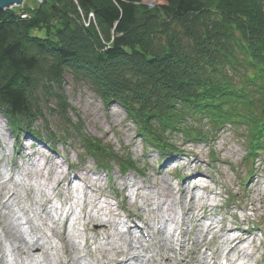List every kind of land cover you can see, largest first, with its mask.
<instances>
[{"label":"trees","instance_id":"obj_1","mask_svg":"<svg viewBox=\"0 0 264 264\" xmlns=\"http://www.w3.org/2000/svg\"><path fill=\"white\" fill-rule=\"evenodd\" d=\"M38 1L25 5L26 18L0 10V114L18 135L60 140L38 124L52 103L62 131L100 166L136 169L69 114L70 72L105 103L122 106L159 152L178 131L205 136L192 128L196 120L216 130L245 124L249 156L264 150V0H164L155 8L144 0ZM79 7L96 24L85 27Z\"/></svg>","mask_w":264,"mask_h":264},{"label":"rangeland","instance_id":"obj_2","mask_svg":"<svg viewBox=\"0 0 264 264\" xmlns=\"http://www.w3.org/2000/svg\"><path fill=\"white\" fill-rule=\"evenodd\" d=\"M25 2L29 8L39 3L38 0H25L23 4ZM144 2L150 8L165 3L164 0ZM212 5L217 7L218 4ZM7 9L22 13L23 18L28 15L23 12L25 8L22 5ZM78 9L85 27L96 24L91 12L86 15L80 7ZM64 79V89L70 104L69 114L75 121L82 123L84 133L110 146L122 159L134 162L139 172L129 170L125 173L119 162L112 161L109 162V169L105 170L84 149L80 139L74 137L76 135L62 131L63 123L57 115L52 114V103L47 105L45 117L38 124L41 126L45 121L54 130L55 139L60 138L54 143L48 142L54 144L55 150L47 142L28 133L18 135L12 131L7 118L0 114V264H98L100 260L108 262L107 259H116L115 263L123 260L128 264H141L131 260L137 254L144 257V261H140L142 264H167L160 252L161 242L169 239L167 245L170 248L165 249L164 253L174 258L184 252L181 243L188 249L193 248L187 236L202 240L205 235L210 246H204L202 252L206 253V264H213L210 251H216L229 235V231L227 234L219 230L222 220L226 227L236 230V227H242L249 232L245 242L248 255L239 260L235 255L231 256L235 264H264V204L256 201L254 204L263 207L257 212L253 210V199L257 198V193L253 191L254 182L260 180L264 189V150L259 148L257 153L249 156L251 138L246 136L245 124L238 128L227 125L216 130L208 123L196 120L197 125H192V128H203L205 136L195 140L178 131L174 136L169 135V148L162 153L138 134L137 126L127 118L122 106L105 103L89 84L76 79L70 72H65ZM220 159H225V162ZM47 163H58L63 172L53 166L50 171L43 170V164ZM64 175L70 180L72 194L82 198L84 194L100 195L102 202L109 201L122 215H128L129 211L140 215V219H136L140 227L138 230L142 229L146 236H142L139 241L134 237L139 234L136 230H133L132 235H117L119 231L125 233L123 218H111L120 224L110 226L114 234L112 241L129 249L132 242L129 257L122 256L114 248H108L107 252L97 251L93 241L85 245L84 239L95 235L93 228L97 225L88 224L90 230H86L84 217L86 211L92 208L89 203L86 209L82 204H73L76 213L70 216V222H65L64 216L55 210L51 214L43 212L50 209L51 205H63L60 202L67 189L60 192L53 184V179ZM189 177L195 178L192 180ZM41 184L49 185L45 190L55 186L50 192L51 203L44 201L43 207L36 201L41 196ZM169 186L174 188V194L160 212V215L171 218V221L166 222L162 217L155 219L153 211L156 205L148 206L147 200L159 195L154 203H160L163 200L160 195L167 194ZM180 189L188 191L186 202L194 195L196 205L206 207V212H197L198 218L206 215L204 224H195L193 215L185 214ZM96 212L97 209H94L92 214ZM101 218L109 220L110 217L102 215ZM211 223L218 228L213 233H206ZM161 228V231L166 232H159ZM56 231L70 232L68 237L77 244L81 243L85 249L75 255L65 254L64 251L69 250V247ZM104 234L100 232L99 243ZM214 240L218 243H213ZM37 246L42 251L32 255L29 251ZM207 248L210 251H206ZM225 252L216 258L218 264H227ZM169 264L179 263L171 259Z\"/></svg>","mask_w":264,"mask_h":264},{"label":"bare ground","instance_id":"obj_3","mask_svg":"<svg viewBox=\"0 0 264 264\" xmlns=\"http://www.w3.org/2000/svg\"><path fill=\"white\" fill-rule=\"evenodd\" d=\"M27 4V2H25V4H21L23 5V7H25V5ZM20 5V6H21ZM28 6V4H27ZM221 161L225 162V159H220ZM44 167H42L43 170H52L51 167L53 166L54 168H60L61 172H63L61 165H59L58 163H53V164H49L47 163L46 165L43 164ZM41 169V168H40ZM41 169V170H42ZM57 173V171H56ZM191 178V177H189ZM195 177H192L191 179L193 180ZM53 184L56 186V188L60 189V192L63 191L62 189L66 188V195L63 196V199L61 200V204H63V207H58V206H54L51 205L48 210H43V212L46 213H52L53 210H55L56 212L60 213L61 216H64V220L68 221L69 219V215H73L76 213L75 211V207L73 206V204H82L83 208H85V206L87 205L88 208V203L89 206L92 207L91 210H87L86 211V215L84 217V219L86 220V222L84 223L85 225H87L86 230L89 229L88 224H97L96 227L93 228V232L95 233L94 236H92L91 238L86 237L84 239L85 241V245H89L91 241H93V243L96 245V250L97 251H101V252H107L108 248H114L117 249L118 253H120L122 256L125 257H129L130 256V250H132L133 246H132V242H130L129 248H125L123 246H118L116 245L113 241H112V237H113V233L111 232V227L113 225H120L118 224L117 221L111 220V218H123V225L122 227L125 229L124 232L119 231L117 235H132L133 234V230L138 231V235H135L134 237L138 239V241L143 238L142 236H146L144 234V231H140V229L138 230V228H140L136 222V219L139 218L140 219V215L137 213H133L131 211H129L130 213H128V215L124 216L122 215L120 212H118L116 209H114L112 207V203H110L109 201L104 200L102 202V198L100 195H96V194H84V197H79L78 195L72 194L71 190H70V180L68 179V177L66 175H64L63 177H54L53 179ZM42 189H40V193L41 196L39 197V201H37V203L40 205V207L45 206V202H50V192L55 188V186L50 187L49 189L45 190L46 187H48L49 185L47 184H41ZM254 192L257 193V198L253 199V204L256 203V201H258L261 204H264V189L261 186L260 180H257L256 182H254ZM53 188V189H52ZM89 191V190H88ZM180 191L182 192L181 195V203L182 206H184L185 208V214H191L193 215V217L195 218V224H204V219H206V215H202L200 218H198L197 216V212H199V210H202L204 212H206V207L204 206H200L198 207L196 205V199L194 197V195L190 196L191 198L189 199L188 202H186L185 198H186V193H188L187 190L184 189H180ZM87 192V191H85ZM174 194V188L172 186H169L167 189V194L165 195H160V198H163V200L158 203L155 204L154 201L155 199H159V195L158 196H154V197H150V200H147L146 198H141L142 200L145 199L147 200V202L149 203L148 206H155V211H153L155 213V219L161 218L164 219L166 222L171 221L170 217H164L162 215H160V212L162 211V206H165L167 204V200ZM158 197V198H157ZM41 201V202H40ZM45 201V202H44ZM44 202V203H43ZM42 203V204H41ZM133 203V202H132ZM66 204V205H65ZM71 204V205H70ZM69 205V209L67 210V212L64 213V210L61 209H65L67 206ZM65 206V207H64ZM263 206H258L256 204H254V208L253 210L255 212L259 211ZM86 209V208H85ZM94 209H97V212L95 214H92V212L94 211ZM60 210V211H59ZM107 216L110 217L109 220H103L101 218V216ZM135 216V217H133ZM233 216L236 218V214L233 213ZM197 217V218H196ZM126 218V219H124ZM119 219V220H120ZM65 221V222H66ZM165 222V223H166ZM219 224H222V226L219 228L220 232H224L227 233L229 231V235L225 238V240L220 244V246H218V249L216 251H210L209 248H207L206 251H210V257L212 258V260H214L213 264H218L216 258H219V255L221 256V254L226 250L225 252V261L227 264H235V262L233 261V258L231 256L235 255L234 257H237V260H239L241 257L247 256L248 255V247L245 246V242L248 239L247 238V234L248 229H244L242 227H236V229L229 227V226H224L225 221L222 220L220 221ZM152 228V227H151ZM218 226H214L211 223V226L208 227V230L206 233H213L217 230ZM59 229V228H58ZM57 229V230H58ZM228 229V230H227ZM90 230V229H89ZM162 230L159 229V232ZM103 231L105 234L102 238V242L99 243V239L98 236L100 235V232ZM117 231V230H116ZM143 233V234H140ZM161 232H166V231H161ZM57 235H60L64 241L67 242V245L69 247V250H65L64 253L67 255H75L80 253L81 251H83V249H85V246L83 247L82 244H77L76 242H74L71 238H69L68 236L70 235L66 232V231H61V233L56 231ZM228 234V233H227ZM148 237V235H147ZM188 239L187 241H190L193 243V248L192 249H188L184 243H181V247L184 250L183 253L177 254L174 258H171L170 256H166V253H164L165 249L170 248V246L167 245V240H169L167 238V240L165 242H161L160 243V252H162V255L164 257V260L166 261L167 264H169L171 262V259L173 260H177L179 264H206V253L202 252V248L204 246H206L208 244V240L207 237L205 235V238L203 237L202 240L201 239H197L194 240V238H192L191 236H187ZM152 238V236H151ZM172 238V237H171ZM218 239V238H217ZM140 243V242H139ZM213 243H218L216 242V240L213 241ZM209 245V244H208ZM107 246V247H104ZM210 246V245H209ZM142 247V245L140 246ZM42 250L39 246H37L35 249H31L29 252L32 255H35L37 253H40ZM79 259V258H78ZM108 262L106 261H98V264H128V262H124L123 260H121L122 262H116V259H107ZM131 260H135L136 262L139 263H143L140 262L141 260L144 261V257L142 255H133V257L131 258Z\"/></svg>","mask_w":264,"mask_h":264},{"label":"water","instance_id":"obj_4","mask_svg":"<svg viewBox=\"0 0 264 264\" xmlns=\"http://www.w3.org/2000/svg\"><path fill=\"white\" fill-rule=\"evenodd\" d=\"M25 0H0V10L7 9L12 6L21 5Z\"/></svg>","mask_w":264,"mask_h":264},{"label":"built area","instance_id":"obj_5","mask_svg":"<svg viewBox=\"0 0 264 264\" xmlns=\"http://www.w3.org/2000/svg\"><path fill=\"white\" fill-rule=\"evenodd\" d=\"M22 6H23V5H22ZM91 14H93V13H91ZM91 14H90V15H91ZM25 16H26V15H24V17H25ZM93 16H94V14H93Z\"/></svg>","mask_w":264,"mask_h":264}]
</instances>
